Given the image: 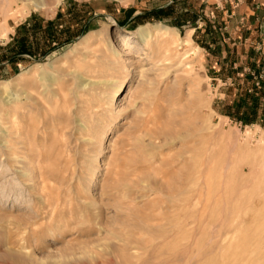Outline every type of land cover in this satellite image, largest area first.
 I'll use <instances>...</instances> for the list:
<instances>
[{
    "label": "rangeland",
    "instance_id": "1",
    "mask_svg": "<svg viewBox=\"0 0 264 264\" xmlns=\"http://www.w3.org/2000/svg\"><path fill=\"white\" fill-rule=\"evenodd\" d=\"M11 1L0 264H264V0Z\"/></svg>",
    "mask_w": 264,
    "mask_h": 264
},
{
    "label": "crops",
    "instance_id": "2",
    "mask_svg": "<svg viewBox=\"0 0 264 264\" xmlns=\"http://www.w3.org/2000/svg\"><path fill=\"white\" fill-rule=\"evenodd\" d=\"M242 3L244 5H251V3H253V0H243ZM57 12L60 13V10H57ZM251 13L253 14L254 12L251 11ZM261 14L264 15V13L262 12ZM226 26V33L229 34H227L228 38L223 39L224 47L222 51H220L219 48L221 43L219 44V42L214 38L210 39V43L207 46L202 47L203 50H209L213 54V58H215L216 61H218V58H231L233 53L238 49H240V53L242 54L241 57L244 56L247 58L249 55V43H252L253 39L257 38L260 30L264 28V17H262L261 20L257 18H242L240 19V21L230 20V22ZM218 71L219 68H216L215 66V72L218 73ZM252 87L255 91H262V87Z\"/></svg>",
    "mask_w": 264,
    "mask_h": 264
},
{
    "label": "bare ground",
    "instance_id": "3",
    "mask_svg": "<svg viewBox=\"0 0 264 264\" xmlns=\"http://www.w3.org/2000/svg\"><path fill=\"white\" fill-rule=\"evenodd\" d=\"M13 10H14V4L11 0L0 1V14L9 13ZM158 27H160V26L159 25L155 26V28H158ZM155 28L153 30H151V29H148L147 27H140L134 31V34L137 35L139 38L143 39V38H146V37L150 36L151 34H153V32L156 30ZM119 29L120 28L116 27L113 29V31H110L109 38H111L110 39L111 44H115L113 42V40H115V39H113V36L116 37L119 34V31H120Z\"/></svg>",
    "mask_w": 264,
    "mask_h": 264
}]
</instances>
